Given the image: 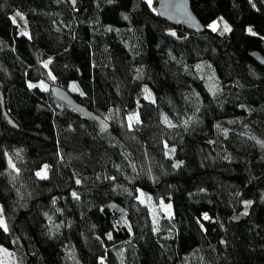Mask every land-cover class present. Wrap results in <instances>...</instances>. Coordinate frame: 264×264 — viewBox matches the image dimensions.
<instances>
[{
    "label": "trees",
    "instance_id": "16d2710c",
    "mask_svg": "<svg viewBox=\"0 0 264 264\" xmlns=\"http://www.w3.org/2000/svg\"><path fill=\"white\" fill-rule=\"evenodd\" d=\"M151 1L0 0V248L15 264H264V69L249 55H264V0H191L200 33ZM221 18L230 31L210 27Z\"/></svg>",
    "mask_w": 264,
    "mask_h": 264
},
{
    "label": "water",
    "instance_id": "95a60500",
    "mask_svg": "<svg viewBox=\"0 0 264 264\" xmlns=\"http://www.w3.org/2000/svg\"><path fill=\"white\" fill-rule=\"evenodd\" d=\"M156 5V11L159 15L169 23L175 26H182L188 31L191 30L196 33H200L205 30V25L197 17L195 11L192 9L191 0H158ZM250 57L254 62H257L264 69V55L259 51H250ZM50 93L53 94L54 98L65 105L74 109L78 114L87 116L94 121L108 127L106 123L99 115L92 113L81 103L77 102L74 95L69 92L66 88L58 85L51 86ZM1 106H3V116L7 118L9 124L12 127L17 128V124L8 115L4 106V96L1 94Z\"/></svg>",
    "mask_w": 264,
    "mask_h": 264
},
{
    "label": "rangeland",
    "instance_id": "374dc122",
    "mask_svg": "<svg viewBox=\"0 0 264 264\" xmlns=\"http://www.w3.org/2000/svg\"><path fill=\"white\" fill-rule=\"evenodd\" d=\"M153 4L154 3H152V5ZM18 13H19V15H18ZM11 18L13 20H15V22L20 26L21 30H23V32L25 34H29L30 33V29H28L27 19H25L24 14L20 10L15 9L11 13ZM214 23L216 24V30H223L224 31V25H225V23L228 25L229 28H231L230 27V24L228 23V21L225 20L224 18H221L219 20H215L210 25H213ZM249 29H251L250 32L252 34L253 33L254 34H257L258 33L257 30H255L252 27H249L248 30ZM40 83L47 90L50 88L49 84L43 83V82H40ZM71 89H79L78 83L75 82V81H73L72 84H71ZM144 89H145V96H146V98L148 100L149 99L150 100H155V95H154L153 89H151V86L149 85V83L144 85ZM132 117H133L132 121L134 122L135 121V117L134 116H132ZM259 141L261 143L262 149H264L263 148L264 147V142L262 140H259ZM45 165H43V167L40 168V170L38 171V172H41L42 175L44 174L43 173V170H44V166ZM47 174H48V169H46V176H47ZM39 177H42V176H39ZM139 197H140V201H141L142 204L143 203H149L150 202L149 198L146 196L145 191L143 189L140 191ZM168 205H170V204L167 203V202H161L160 205H159V207H161L163 209L164 213H166V215L169 217V216L172 215V207L168 208ZM0 210H2V204L1 203H0ZM0 216H2L3 220L5 221L4 216L2 214V211H0ZM0 249H3V248H0ZM0 258H1V261H2L3 264H15L14 263V258L11 256V254H10L9 251H6V252L5 251H0Z\"/></svg>",
    "mask_w": 264,
    "mask_h": 264
},
{
    "label": "snow or ice",
    "instance_id": "6c2138e0",
    "mask_svg": "<svg viewBox=\"0 0 264 264\" xmlns=\"http://www.w3.org/2000/svg\"><path fill=\"white\" fill-rule=\"evenodd\" d=\"M149 3H151V0H149ZM18 15H19V13H18ZM13 22L15 23V20ZM210 27H212L213 31L216 30V24L215 23L213 25H210ZM224 31L225 32L230 31V28L228 27V25L226 23L224 25ZM249 31H251V29H249ZM128 119H129V121H131L133 119V117L129 116ZM136 119L138 120V116L136 117ZM165 122L168 123L167 120H165ZM187 123H188V121H185V124H187ZM129 126H131V125H129ZM169 126H173V125L169 124ZM173 151H174V149H173ZM9 163L11 164V161H9ZM12 167H15V166L12 165ZM46 169H47V165L44 166V170H43L44 174L42 175L41 172H38L37 175L42 176V178H45L46 177ZM77 183H79V181H77ZM73 195L75 196L76 194L73 193ZM170 207H171V205H168V208H170ZM0 211H2V210H0ZM205 219H208L207 215H205ZM0 227L4 228V230L7 231V225H6L5 221L3 220L2 216H0ZM109 239H111V235H109ZM0 251L6 252L7 250L6 249H0Z\"/></svg>",
    "mask_w": 264,
    "mask_h": 264
}]
</instances>
